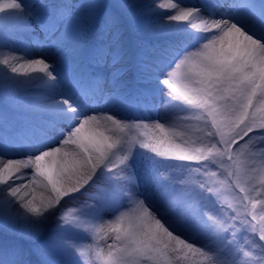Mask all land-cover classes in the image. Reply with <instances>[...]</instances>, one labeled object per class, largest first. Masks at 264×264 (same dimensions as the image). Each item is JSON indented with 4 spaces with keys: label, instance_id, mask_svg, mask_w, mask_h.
I'll use <instances>...</instances> for the list:
<instances>
[{
    "label": "snow or ice",
    "instance_id": "6c2138e0",
    "mask_svg": "<svg viewBox=\"0 0 264 264\" xmlns=\"http://www.w3.org/2000/svg\"><path fill=\"white\" fill-rule=\"evenodd\" d=\"M0 49V264H89L70 234L110 215L105 264H264V0H0ZM192 111L182 146L165 121ZM189 163L240 206L159 176Z\"/></svg>",
    "mask_w": 264,
    "mask_h": 264
},
{
    "label": "rangeland",
    "instance_id": "374dc122",
    "mask_svg": "<svg viewBox=\"0 0 264 264\" xmlns=\"http://www.w3.org/2000/svg\"><path fill=\"white\" fill-rule=\"evenodd\" d=\"M15 54H19V52L15 53ZM43 94H44L43 90H39L36 93L31 94V98L33 99L34 97H41V96H43ZM190 113L192 114L194 125L196 126V130H195L196 133H194L192 135L193 137L191 135H184L183 134L182 138L184 140H181L180 134L182 132L181 133L176 132L177 137H178L177 143L181 144L182 146L185 145V141L188 142V146H191L192 142L197 139V134L199 133V130L204 127L203 117L200 115V113L196 112V111H192ZM166 128L167 129H173V128H169L167 126H166ZM146 131L149 133V131H151V129H146ZM125 133H126V130H125ZM125 133H121L119 130H117V133L114 132V134L113 133L112 134H113L114 139H119L122 135H125ZM139 137H141V136H139ZM166 163L179 164L180 162L166 161ZM196 168H197V165H195V163H189L187 165L177 166L174 168H163L171 176H168L161 171H160V176H162V175L167 176V177H163L164 178L163 180H165V181L167 180L166 182H168V183H176V184H179L182 181L194 183V182L199 181V180L207 179L209 183L213 184L215 186V188L222 193V198L224 200L230 202L231 204H233L237 207L240 206L238 198H242L244 194L242 192H240V190L238 188H236L234 183L231 185V187H229V182H230L231 178H229L226 173L222 174V170L216 168L215 165H212L209 167V172H216L217 175L214 177H205V176L200 175L196 171ZM237 168H238V165H233L234 171ZM248 187L249 188H252V187L258 188L259 187L258 179L252 181V184L248 185ZM229 188L232 189V192H231V190H230V192L228 191ZM33 194L37 197V199H39L41 196H47L48 193L46 191H44L42 188L35 187ZM250 195L256 199L264 198V197H260L256 191H251ZM78 199L82 200L83 198L81 197ZM244 203L247 204V209L241 208V211H245V210L251 211L252 210L251 204L248 203L247 201H245ZM78 207H79V203L77 201L66 200L65 201V207H64L63 211L68 212V213H72V212H75L78 209ZM257 208H259V205H257ZM70 235L74 241L77 234L75 232H73ZM92 240L95 241L93 238L91 239V241ZM240 242L243 243L242 238H241ZM109 243H110V241H109ZM97 253H100V255L98 256ZM106 253H107V246L105 245L104 241L103 242L96 241V243H94L93 249L92 250L90 249L88 251L87 254H89V256L87 258H88V260H89V258H91L93 263L96 262V264H105ZM171 264H177V258L176 257H171ZM179 264H207V261L204 257L199 256L198 254L188 253L187 258L181 259L179 261Z\"/></svg>",
    "mask_w": 264,
    "mask_h": 264
},
{
    "label": "bare ground",
    "instance_id": "6f19581e",
    "mask_svg": "<svg viewBox=\"0 0 264 264\" xmlns=\"http://www.w3.org/2000/svg\"><path fill=\"white\" fill-rule=\"evenodd\" d=\"M130 2L132 3H136V4H144V3H150L151 0H130ZM157 2H160V0H157ZM182 3H186L187 0H181ZM5 55H9L8 49H0V59L4 58ZM4 67L0 66V71H4ZM30 75H36V74H30ZM18 79H26V77L24 76H20L18 77ZM44 95V94H43ZM43 96L41 97H34L32 100L33 102L38 103ZM165 124L167 127L169 128H173L175 130V132L177 133H183L184 135H193V132L196 130V126L194 125V123L190 120V114H187V120L184 123H173L172 121H165ZM111 127V126H109ZM142 129V128H141ZM101 131H103V129H101ZM128 133H130L131 135H139L140 133V129H133L131 131H127ZM142 132L146 133V129H142ZM115 133H117V130H115ZM114 134V133H113ZM152 134V129L151 131H149L148 135ZM116 135V134H115ZM193 137V136H192ZM181 140H184L183 138H180ZM65 150L70 151L71 148H67ZM162 171L164 170L163 168L161 169ZM167 174V172H166ZM39 200V199H38ZM80 219L83 221L81 228L79 231H74L77 236L75 237L74 242L77 243L81 250L84 251L85 253V257L87 258L89 256L88 251L91 249H93L94 247V243H96V241L98 242H103L105 239V231L110 228V223L109 221H112L115 219V216H106L104 221H95L92 220L91 218L88 217H80ZM101 226H103V229L105 231L100 230ZM86 235V237H85ZM94 239L95 241H91V239ZM197 243L199 244V241H197ZM77 259H79L77 257ZM89 264H92L91 262V258H89ZM79 263L84 264V260L80 259Z\"/></svg>",
    "mask_w": 264,
    "mask_h": 264
}]
</instances>
